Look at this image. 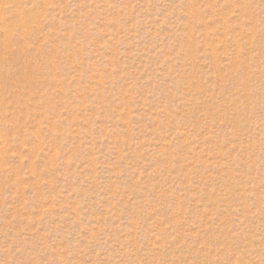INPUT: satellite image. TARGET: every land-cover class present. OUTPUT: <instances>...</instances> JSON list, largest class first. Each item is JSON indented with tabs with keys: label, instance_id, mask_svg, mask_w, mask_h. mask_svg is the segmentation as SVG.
Instances as JSON below:
<instances>
[{
	"label": "rangeland",
	"instance_id": "rangeland-1",
	"mask_svg": "<svg viewBox=\"0 0 264 264\" xmlns=\"http://www.w3.org/2000/svg\"><path fill=\"white\" fill-rule=\"evenodd\" d=\"M0 264H264V0H3Z\"/></svg>",
	"mask_w": 264,
	"mask_h": 264
},
{
	"label": "clouds",
	"instance_id": "clouds-1",
	"mask_svg": "<svg viewBox=\"0 0 264 264\" xmlns=\"http://www.w3.org/2000/svg\"><path fill=\"white\" fill-rule=\"evenodd\" d=\"M0 6H3V7H8L10 6L9 4H6L3 2V0H0Z\"/></svg>",
	"mask_w": 264,
	"mask_h": 264
}]
</instances>
